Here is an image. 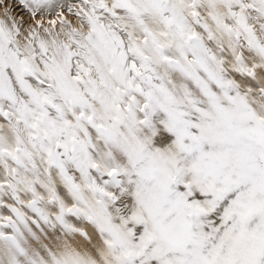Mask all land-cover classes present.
Here are the masks:
<instances>
[{"label":"snow or ice","instance_id":"1","mask_svg":"<svg viewBox=\"0 0 264 264\" xmlns=\"http://www.w3.org/2000/svg\"><path fill=\"white\" fill-rule=\"evenodd\" d=\"M0 264H264V0H0Z\"/></svg>","mask_w":264,"mask_h":264}]
</instances>
